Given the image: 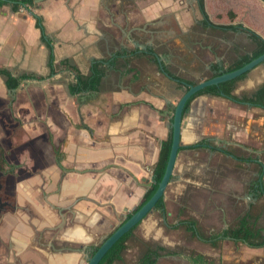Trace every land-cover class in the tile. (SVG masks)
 Here are the masks:
<instances>
[{"label":"crops","instance_id":"obj_1","mask_svg":"<svg viewBox=\"0 0 264 264\" xmlns=\"http://www.w3.org/2000/svg\"><path fill=\"white\" fill-rule=\"evenodd\" d=\"M36 4L40 27L27 10L0 8V70L19 80L10 87L0 74V264H81L77 247L94 245L151 185L188 86L252 54L239 27L264 39V2L204 0L205 16L198 0ZM95 62L104 69L96 91L72 93ZM262 84L264 62L230 96L188 104L157 210L162 241L147 245L162 249L155 264H264V246L222 238L245 214L264 230V109L243 101ZM169 228L190 242H169Z\"/></svg>","mask_w":264,"mask_h":264},{"label":"trees","instance_id":"obj_2","mask_svg":"<svg viewBox=\"0 0 264 264\" xmlns=\"http://www.w3.org/2000/svg\"><path fill=\"white\" fill-rule=\"evenodd\" d=\"M7 3L11 4V7L15 12H18L20 8H25L36 19L37 24L40 27L41 18L38 15L32 13L33 10L38 7L37 4L35 3V0H0V8ZM198 6L202 14L205 16L206 14L204 12V0H198ZM205 24H210L207 18H205ZM229 28L236 29L237 27L229 26ZM239 28H241V30H244L245 32L248 33L253 43L255 44V49L253 50L250 56L243 57L240 61L233 64L225 71H232L238 69L247 62H249L250 60H252L253 58H256L264 53V39L261 36H259L257 33L252 31L251 29L244 28L242 26ZM102 64H103L102 62H97V63L95 62L92 66L91 74L88 77L77 76L76 82L70 87V91L72 93L79 91H96V89L99 86L100 79L104 72V69L102 68ZM0 74H4L7 77L6 83L8 86L17 87L19 85V80L10 77V75L6 71L0 70ZM245 75L246 73L242 74L241 76L233 80L223 82L219 84V86H209L199 91L194 96L201 93H209V94L217 95L220 94L221 92H223L227 96H230L231 91L233 90L234 83L237 80H240ZM243 101L253 106H257L264 109V84L260 85L258 89L250 97H244ZM189 102L190 100L187 102L184 111L187 109ZM170 147H171V131L169 133L168 138L165 141H161L160 143L158 160L153 169L152 183L146 189L138 205H136L134 209L128 212V217H130L136 210H138L152 196V194L157 189L158 183L160 182L166 167L167 159L170 152ZM190 147L193 148L194 146H190ZM2 160H3L2 150L0 149L1 164H2ZM163 207H164L163 199H160L156 203L155 208L153 210H162ZM185 229L191 231L193 235L196 234V229L193 222H189L188 225H185ZM131 232L132 231L125 234L119 241H117L113 245V247L101 259L99 264H113L116 261H120L122 257L121 254L123 250L126 248V241L131 236ZM223 237L225 238L228 237L231 238L232 240L243 242L249 247L264 246V230L257 229L255 227V223L251 221V216L249 214H245L244 216L240 217L238 219L236 227L225 231V233L222 235V238ZM97 248L94 249L91 255L97 250ZM161 250H162L161 247L153 248L152 246H147V248H145L144 252L142 253L141 257H139V259L137 260L136 264H155L157 257L159 256V251ZM201 259H202L201 256L197 257V260H201Z\"/></svg>","mask_w":264,"mask_h":264},{"label":"water","instance_id":"obj_3","mask_svg":"<svg viewBox=\"0 0 264 264\" xmlns=\"http://www.w3.org/2000/svg\"><path fill=\"white\" fill-rule=\"evenodd\" d=\"M42 0H35L36 3H39ZM264 2V0H262ZM264 62V53L256 58H253L242 67L235 69L233 71L221 73L218 76L212 77L208 80L202 81L195 85H189L188 89L185 93L180 97L179 101L175 105L173 109L172 121H171V147L169 156L167 159L166 167L163 173V176L158 183L157 189L152 194V196L138 209L136 210L130 217L124 215L125 220L121 222L117 226V228L106 237L97 248V250L93 253L92 256L87 258L86 264H99L101 259L105 256V254L113 247V245L119 241L125 234L131 231L135 226L140 224L142 220L153 211L156 203L163 199L164 192L166 190L167 185L171 180V176L173 174V168L175 164V160L181 146L180 138H181V130L183 128V119L187 115V112L184 111L187 102L191 98L198 93L199 91L209 87V86H219V84L233 80L244 73L255 68L257 65ZM221 96H224V93H220ZM244 147V146H243ZM245 148V147H244ZM153 178V176H152ZM151 178V179H152ZM1 207V205H0ZM125 212L128 209H124Z\"/></svg>","mask_w":264,"mask_h":264},{"label":"rangeland","instance_id":"obj_4","mask_svg":"<svg viewBox=\"0 0 264 264\" xmlns=\"http://www.w3.org/2000/svg\"><path fill=\"white\" fill-rule=\"evenodd\" d=\"M260 115H262L260 113ZM262 142L264 144V137L262 138ZM140 202V201H139ZM138 202V203H139ZM135 204L132 209H134V207L136 205ZM131 209V210H132ZM123 219V216H118V218L115 221V224H109V227L107 229V232H104L103 234H100L99 236H94V245L96 248L100 246L101 242L108 237L114 230L115 228H117V226L121 223ZM153 225V230H151L150 232H147L145 230V226L146 225ZM165 224L163 223V221L161 220L160 214L157 210H153L151 213H149L143 220L142 222L136 227V229H134V234H132V236L130 238L127 239L126 241V248L123 250L122 252V257L121 260L118 262L116 261V264H134L138 258L142 255L144 249L147 247V245H156V243H161V238H159L158 240L155 238L154 231L155 232H159V227H164ZM156 228V229H155ZM182 229H180L179 231H172V229H164L163 230V234L166 235V237H168L169 242L172 238V240H178L179 242L182 241V239L185 240L184 244H187L188 242H190L191 239H186L188 238L187 235H184V233L181 232ZM106 231V230H105ZM164 236V235H162ZM185 248V246H184ZM87 258L85 257V259L83 260V264H86L87 262ZM168 264H172L171 261H168Z\"/></svg>","mask_w":264,"mask_h":264},{"label":"flooded vegetation","instance_id":"obj_5","mask_svg":"<svg viewBox=\"0 0 264 264\" xmlns=\"http://www.w3.org/2000/svg\"><path fill=\"white\" fill-rule=\"evenodd\" d=\"M1 189V188H0ZM0 205H1V207H0V212H2L3 211V208H4V206H5V204H3L2 203V200H1V198H0ZM132 209V208H131ZM131 209H128V211L127 212H125V214L124 215H126L127 217H128V212L131 210ZM125 220V218H124V216H123V219H122V221L121 222H123ZM121 224V223H120ZM139 225V224H138ZM137 225V226H138ZM137 226H135V228L134 229H136V227ZM116 229V228H115ZM134 229H132L131 231V236H132V234H134ZM130 232V231H129ZM128 232V233H129ZM130 236V237H131ZM129 237V238H130ZM96 247L95 246H93V245H89V246H80V247H77V249H78V252H80L81 253V258L82 259H85V257H90V256H92L91 255V253L94 251V249H95ZM81 264H83V260H82V263Z\"/></svg>","mask_w":264,"mask_h":264},{"label":"built area","instance_id":"obj_6","mask_svg":"<svg viewBox=\"0 0 264 264\" xmlns=\"http://www.w3.org/2000/svg\"><path fill=\"white\" fill-rule=\"evenodd\" d=\"M24 10H26V9H25V8H20V9H19V11H24Z\"/></svg>","mask_w":264,"mask_h":264}]
</instances>
